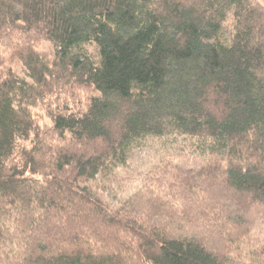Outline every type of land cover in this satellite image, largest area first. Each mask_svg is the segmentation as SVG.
<instances>
[{"label":"trees","instance_id":"1","mask_svg":"<svg viewBox=\"0 0 264 264\" xmlns=\"http://www.w3.org/2000/svg\"><path fill=\"white\" fill-rule=\"evenodd\" d=\"M0 45L27 75L0 72V264H264L261 3L0 0ZM176 137L225 163L106 200Z\"/></svg>","mask_w":264,"mask_h":264},{"label":"rangeland","instance_id":"2","mask_svg":"<svg viewBox=\"0 0 264 264\" xmlns=\"http://www.w3.org/2000/svg\"><path fill=\"white\" fill-rule=\"evenodd\" d=\"M256 1L264 6V0ZM223 35V38L231 35L230 24L226 25V30ZM37 49L47 54L52 52V47L48 42H42L37 46ZM85 49L92 57L97 58L98 53L95 44H88L85 46ZM3 66L11 68L21 77L27 76L16 53L12 49L0 45V72ZM43 123H46V121L43 120ZM198 140L197 138H188V141H186L182 137L150 139L142 145H139L132 152L128 166L119 173L118 183L114 184V191L117 192L109 194L106 200L114 204V207L121 204L125 198L129 197L141 187L144 177L150 171L153 173L156 172L155 177L165 174L162 180L164 184L176 170L174 169L175 166L199 170L206 165L225 163V158L223 159L218 154H212L210 151H206L204 144ZM158 168L160 169L158 170ZM160 171L162 172L160 173ZM262 243H264V228L258 227L251 239H249V244L254 247H259Z\"/></svg>","mask_w":264,"mask_h":264}]
</instances>
